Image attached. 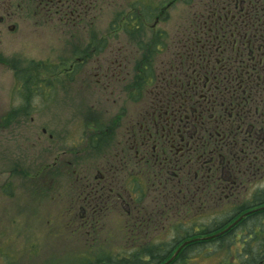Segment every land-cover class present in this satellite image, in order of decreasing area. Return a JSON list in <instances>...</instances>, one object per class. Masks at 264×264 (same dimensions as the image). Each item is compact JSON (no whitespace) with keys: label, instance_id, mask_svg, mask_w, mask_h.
Segmentation results:
<instances>
[{"label":"flooded vegetation","instance_id":"flooded-vegetation-1","mask_svg":"<svg viewBox=\"0 0 264 264\" xmlns=\"http://www.w3.org/2000/svg\"><path fill=\"white\" fill-rule=\"evenodd\" d=\"M151 1L134 2L99 36V0H0V43L17 7L56 20L64 34L72 26L70 35L78 36L68 66L59 57L57 63L9 67L13 81L0 103V140L3 132L17 137L18 126L29 115L33 121L35 110L50 112L57 103L63 113L66 82L76 81L80 104L90 108L79 113L75 137L60 143L52 163L61 176L51 179L58 181V199L49 197V179L43 178L38 204L58 202V216L71 219L80 243L86 230L87 244L97 243V234L113 217L123 219L122 231L132 243L156 233L171 212V217H186L189 221L181 224L196 236L228 228L221 234L233 232L229 249L239 239L234 233L245 229L241 249L264 264V256L257 257V250H264V0H201V18L176 30L175 45L165 44L162 37L168 33L157 36L156 25L178 0ZM116 24L134 39L149 29L144 33L149 43L114 49ZM164 52L167 60L160 59ZM1 55L0 50L4 63ZM108 89L98 96V90ZM86 90H93L92 99L85 97ZM88 115L94 117L87 120ZM41 130L49 148L53 133ZM50 166L43 162L42 173ZM70 174L74 177H66ZM30 181L33 188L39 179ZM16 183V178H0V197L3 190L12 196ZM219 214L227 218L210 225L209 218ZM203 240L210 238L198 241ZM153 244L147 248L158 245Z\"/></svg>","mask_w":264,"mask_h":264},{"label":"rangeland","instance_id":"rangeland-1","mask_svg":"<svg viewBox=\"0 0 264 264\" xmlns=\"http://www.w3.org/2000/svg\"><path fill=\"white\" fill-rule=\"evenodd\" d=\"M136 1L138 0H99L97 4L98 10H95L98 35L100 36L110 30L109 23L113 19H117L116 21L119 22L120 13H125ZM165 1L167 0H152L151 2L165 5ZM202 6L201 0H192V2L188 3L185 0H178L168 8L164 17L156 25L157 36L160 33H168V38L162 37L165 44L175 45L176 40H173V36L176 35V30H182L181 28L191 18H201ZM16 12L18 14L8 21L10 26L8 25L4 28L5 36L0 43L1 62H4L0 63V103L9 96L13 81V69L9 68L10 66L18 65L19 67L28 68L43 61L57 63L59 57L60 59H65V64L68 66L73 59L71 51L74 45H77L76 42L78 40V36L75 33L73 36L70 35V32H75L72 26L66 27L68 33L64 34L56 20L35 15L33 8L23 9L17 7ZM194 13H197V15L193 16ZM86 16L89 17V15ZM11 25H14V27H11ZM114 30V49L126 50L128 49V44H133L136 47L138 42H142L141 40L149 43L150 36L145 35L150 33L149 29H147V32L137 33L136 35H143H140V37L136 36L135 39L132 37L133 35H128L117 24ZM129 48H131V45ZM159 56L162 60L169 58V54L165 52ZM159 66L162 70L163 63H159ZM66 83L65 101L61 106H64L63 113L59 114V105L55 103L50 105V112L35 110L34 112L37 114L33 115L35 118L33 121L31 120V115L26 117L18 126L20 128L17 130V137L10 138L8 133H2L0 140V178L2 182L6 178H16L17 183L14 189L12 188L13 186L11 187L13 190L12 196L7 195L10 193L8 190L1 192L0 264H9L10 262L12 264L95 263L98 260L92 261L93 258L91 257L107 260L111 253L114 256L118 255L116 257L129 259L132 257L133 252L136 253L140 250L152 253L153 250L147 247L154 245L153 243L158 244L161 241L171 243V248L164 247V251H160V253H165L166 251L170 253V249L177 248V243H174V240L179 238V241H182L186 235L183 231L186 225L181 224L188 220L186 217H171L173 215L171 212V216L162 219L161 227L156 233H150L145 240L139 238L138 243H132V240L126 238L122 231V218H107L109 227L100 230L97 234V243L87 244L86 238L88 236L86 237V230H82L80 243L74 236L75 234L72 233V225L68 224L71 219L58 216V202H47L43 206L38 204L39 198L43 197L40 195L41 180L43 178L49 179L46 182L49 184L47 189L49 197L54 195L55 198L53 199H58V181L55 179L54 182L51 179H59L61 176L58 167H53L52 163L59 158L58 156L63 147L60 143L64 141L69 143L75 137L74 132L81 122L79 121V113L82 114V111L90 108V104H80L82 103L80 101L82 91L79 88V84L76 81L70 84ZM110 90H98L97 94L99 96L102 92H110ZM93 94V90H86L85 97L92 99L94 97ZM37 102L41 104V102ZM87 102L90 103L91 101ZM111 103L112 101L110 100L108 104L110 105ZM38 106L39 108L41 107V105ZM95 110L96 108L93 111ZM59 116H62V118H59ZM93 117L88 115L87 120ZM42 127H45L49 133H53V138L49 139V148L46 146L48 135L42 133ZM45 161L51 163V166L49 171L43 174L42 166ZM12 167H16L13 172L10 170ZM32 177L39 179V182L36 183L37 185L33 183V188L29 185ZM66 177L73 178L74 174L66 175ZM6 187L10 188V186ZM146 201H149V199ZM149 204L152 205V203H145L146 206ZM37 207H39L38 210L36 209ZM147 208L150 209L152 207ZM226 218V214H219L218 216H211L209 222L210 225H218ZM232 233L224 234L222 239L217 237L183 249L173 264H225V261L233 262L235 252L243 250L239 241L240 237H244L248 233L245 232V229H240L236 234L234 233V238L237 236L239 238L238 245L236 244V246H232L229 249L227 244L233 237ZM143 234L144 232L140 233V235ZM127 236L129 235L127 234ZM150 238L154 242H150ZM142 241H144V244L136 250L135 246L138 247V245L142 244ZM106 242L112 243L110 248L113 250L107 247ZM149 253L145 252L140 254V256L146 261L150 258ZM260 254L264 256V250ZM136 256L140 257L138 254ZM244 259L246 258L243 255ZM239 260L236 259L234 261L235 264H239Z\"/></svg>","mask_w":264,"mask_h":264},{"label":"trees","instance_id":"trees-1","mask_svg":"<svg viewBox=\"0 0 264 264\" xmlns=\"http://www.w3.org/2000/svg\"><path fill=\"white\" fill-rule=\"evenodd\" d=\"M183 231L186 234L185 237L183 238V240H185L187 238H190V237H193V236H196V234H193V232H191L190 229L187 228V227L183 228ZM222 236L223 235L219 236L218 239H222ZM179 240H180L179 238L176 239V240H174V243H177V246L176 247H178L183 242V240L182 241H179ZM203 242H207V241L206 240H203V241H198V242H195V243H191V244L185 246L183 249H186V248L191 247V246L196 245V244H201ZM164 247L171 248V243L162 242L161 244H158L156 246V248H154V249L153 248H149V249L153 250L152 253H149L147 251H141V250L140 251H137L136 253L133 252L132 253V257H130L129 259H127L126 257H116L118 255H115L114 256V254H113L108 260L98 259V261H96L95 263L84 262V263H81V264H162L163 262H165L171 256V253H173L175 251V249H176V248L175 249H170V253H167V251L165 253H160V251H164L163 250ZM183 249L180 251V253L178 254V256L181 254V252L183 251ZM136 250H138V249H136ZM145 252L146 253H149V256H150V260L149 261L141 260L140 254L145 253ZM262 252H263V250H257V254H258L257 257L258 258H260V256H262L260 254ZM137 254L140 257L136 256ZM235 254H236V256L238 258L239 257L243 258L241 256L242 254L245 257L246 256L248 257V259H246L245 261L244 260L243 261H240L239 264H258V262H259V261H252L251 260V258H253V257H250V256H253V255H251V251L250 250L244 249L241 253L235 252ZM101 260H103V261H101ZM174 262L175 261H172L170 264H173ZM225 262H226L225 264H235L234 261L233 262L232 261H225Z\"/></svg>","mask_w":264,"mask_h":264},{"label":"water","instance_id":"water-1","mask_svg":"<svg viewBox=\"0 0 264 264\" xmlns=\"http://www.w3.org/2000/svg\"><path fill=\"white\" fill-rule=\"evenodd\" d=\"M228 229V228H227ZM225 229V230H227ZM225 230H223L222 232H224ZM222 232H218L216 234H213V235H210V236H207V237H195V238H192L190 240H187V241H184L178 248L177 250L173 253V255L168 259L166 260L164 263L162 264H169L171 263L178 255V253L180 252V250L182 249L183 246H185L186 244H188L189 242H193V241H196V240H199L200 238H211V237H214V236H218L219 234H221Z\"/></svg>","mask_w":264,"mask_h":264}]
</instances>
